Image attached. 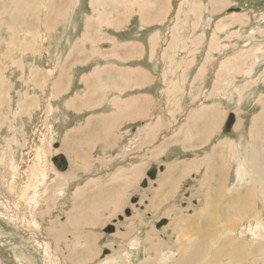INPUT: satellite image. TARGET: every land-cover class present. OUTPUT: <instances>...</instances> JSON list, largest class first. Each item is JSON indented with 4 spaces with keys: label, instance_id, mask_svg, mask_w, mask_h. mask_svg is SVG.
Listing matches in <instances>:
<instances>
[{
    "label": "rangeland",
    "instance_id": "obj_1",
    "mask_svg": "<svg viewBox=\"0 0 264 264\" xmlns=\"http://www.w3.org/2000/svg\"><path fill=\"white\" fill-rule=\"evenodd\" d=\"M70 1L66 12L59 6L63 0H0V264H264V186L258 200L254 186H236L235 182L247 178L237 166L230 173V164L239 161V151L221 143L223 137H230L223 133L228 116L240 114L248 97L242 103L237 97L238 104L226 112L207 105L209 91L224 105V80L214 64L205 67L207 72L198 78L204 85L198 88L202 82L195 87L191 83L207 59L222 62L224 50L232 54L233 61L264 60V0H167L168 14L162 25L150 24L140 30L139 15L134 14L125 29L109 31L131 38L133 33L143 36L162 28L167 41L164 39L161 48L166 51L162 57H151L158 66L155 70L160 64L162 70L167 66L163 81L169 85L180 79L189 81L183 89L168 88L169 101L182 95L187 103L195 99L192 102L197 105H184L191 114L203 105L209 106L207 111L215 113L214 117L222 115L220 123L211 119L200 123L192 138L195 152L179 156L186 162L193 160L199 169L187 172L186 165L181 168L186 179L168 201L160 198L177 186L171 184L169 190H163L166 184L160 183L164 193L157 188L160 167L165 165L162 160L147 162L144 155L123 150H78L82 141L95 138L84 136L87 115L69 111L67 102L80 91V68L70 72L69 49L83 29L80 11L89 15L90 8L89 0ZM159 1L136 0L133 5L142 11L156 8ZM233 8H240V13L229 12ZM53 29H58L57 36ZM207 48L217 50L214 57L207 58L202 52ZM184 49L201 52L192 57ZM245 49L250 50L246 53L250 57H239ZM89 53V49H77L72 54L74 62L86 61ZM257 53L263 56H252ZM181 60L185 71L188 65L193 68L179 72ZM247 62L248 67L229 80L236 87H246L259 81L262 72L264 75V61L261 68ZM146 75L155 80L152 74ZM71 80L77 85L67 88ZM150 90L151 96L158 95L157 85ZM89 92L95 98L98 89L89 88ZM92 102L85 101L89 104L85 108L96 106ZM195 118L184 112L175 127L186 120L197 126ZM213 126L218 133L212 131ZM71 129L77 135L66 140ZM205 138L213 141L209 148L202 146ZM209 153L216 157V168L208 160ZM60 156L69 158L65 171L55 162ZM153 164H157L158 174L151 181L146 172ZM224 165L233 180L228 189L241 190L231 198L224 194L225 169L220 168ZM134 198H138L135 203ZM126 210L131 211L130 216ZM162 220L168 223L158 228Z\"/></svg>",
    "mask_w": 264,
    "mask_h": 264
},
{
    "label": "crops",
    "instance_id": "obj_2",
    "mask_svg": "<svg viewBox=\"0 0 264 264\" xmlns=\"http://www.w3.org/2000/svg\"><path fill=\"white\" fill-rule=\"evenodd\" d=\"M124 1L125 0H89L88 7L90 8V14L87 15L84 14L82 10L80 11L83 15V29L80 32V37L75 40L71 50L69 49V54L71 56L69 60L72 65L70 72L72 73L77 67L80 68V79L77 80L80 91L79 94L71 97L67 104L70 107L69 111L75 115H87L84 123V132L86 131L84 136H92L95 138L91 142L82 141L78 146L80 152L92 153L94 151H99L101 153H114L117 150H123L125 152L136 153L139 156L144 155L143 158L149 159L147 162L151 161L153 163L158 159L165 162V165H161L164 167V171L160 172L158 175L157 181L159 184L157 188L160 190V183H162V185L168 184V178H171L172 185L177 186V189H171L174 191L171 192V194H167L166 198H160L168 201L171 195L173 196L174 192L178 191V186L184 184L186 179L183 178L181 168H185L184 166L186 165L188 168L187 172H193L199 169V167H197L198 164L194 163L193 160L186 162L184 158L179 156L186 152H195V144L192 138L198 134L200 123H206L209 119L220 123L222 115L214 117L215 113L210 114L207 111L209 106L203 105H200L196 109H192L193 114H191L189 107L185 110L184 105H197L193 103L195 99L192 100L193 102L189 100L187 103V100H185V97L182 95H179L175 100L171 99V101H169L167 89L173 86L183 89V86L189 81L180 79L176 80L177 82H173L172 85H169L168 82L163 81L164 73L168 70L167 66L165 65L162 70L163 64H160V68L157 71L155 70L158 66L152 64L151 57L153 55L162 57L163 53L166 51V48H161L164 39L167 41V36L165 37V32H162V28L159 32L149 33L143 36L133 33L131 38H121L109 32L125 29L134 14L139 15L140 30H145V26L150 24L162 25L168 14L167 0L159 1L156 8L150 9L149 7H144L142 11L139 9L140 6L136 7L133 5L136 0H128L130 3ZM63 3H59V6L63 7L67 12L68 8H71V1L63 0ZM159 6L162 7L158 9ZM101 18H104V21H101ZM152 18L154 19L153 21ZM110 20L111 23L106 25L105 23ZM59 24L60 23H54L53 25L58 26ZM100 26H102V29L100 35H97L96 32H99L98 29H100ZM57 31L58 29H55L53 33L56 36L58 34ZM65 31H67V28ZM63 38L67 39L65 33ZM77 49L79 51L89 49L91 53L88 54L86 61L74 62L72 54L77 51ZM183 51L187 53V56L192 57L198 56L201 52L200 49H195V51L193 49H184ZM249 51L248 49L243 50L242 53L245 54H240L239 57H250L249 54H246ZM251 51L256 53L253 50ZM202 52L206 54L207 58H211L214 57L217 50H210L207 48ZM225 52L226 50L223 51L224 59L222 62L207 59V64L201 67L199 73L197 72L195 75L194 80H191V83L192 86L195 87L196 84L202 82L199 84L198 88L200 85H204L205 82L198 80V78L207 72L205 67H211V65L214 64L215 67L218 66V74L221 75L224 80V105L222 106L221 99H217L212 91H209L206 97L207 102L205 103H207V105L214 104L217 110H222L223 108L224 112H226L233 105L238 104L236 101L237 97L240 103H242L243 98L246 100L248 97L247 103H242V111H240V114L235 112L236 122L233 126L235 138L223 137L224 140L221 143L223 146L227 147V149L237 150L240 154L239 161L230 164V173L231 170L237 166L244 170L247 175L246 182L238 180L234 184L238 186L246 183V185L250 187L254 186L256 190L255 198L258 200L263 194L264 186V75L262 72L259 76V81H252L251 84H248L246 87H236V85L232 81L229 82V80L232 79L233 74L241 72L244 67H248L247 65L249 64L244 65V62L249 60L247 63L251 62L252 65H257V67L260 65L261 68L264 60L260 62L254 60L250 61V59L246 61H233L232 54L229 53L227 55ZM176 56L179 57L182 55ZM252 56L263 55L257 53ZM67 58H65L64 63L68 65ZM133 62H135L136 65L131 64ZM157 62L162 63L161 59H157ZM184 63L185 61L181 60L179 72L182 74L193 68L192 65H188L185 71L183 69ZM84 67H86L85 70L82 69ZM255 69L256 66L253 67L252 71L255 72ZM147 73L152 74L155 80L152 81L153 79L150 77L148 78L146 75ZM241 74H243V72ZM141 75H143L142 78L140 77ZM166 75L169 77L168 73ZM212 79H214V75L211 80ZM73 84L77 85L75 81L71 80L67 88H72ZM153 85H157L159 88L158 95H150V89ZM89 88H93L94 91L96 88L98 89V94H94L95 98L89 95L92 94L89 92ZM215 88L216 86L213 87V89ZM164 89L166 90L164 91ZM92 100L96 102V106L85 108L89 106L85 101H90L93 104ZM78 101L80 103H78ZM217 102L220 105H217ZM169 103L171 104L170 109L168 107ZM248 111L251 112L245 115L244 113ZM184 112L185 114L194 115L196 117L197 126L196 124L191 126L190 120H186L183 126L180 124L178 127H175L178 116H183ZM210 115L213 118H210ZM226 116L227 115H224L223 118ZM224 122L222 123L224 124ZM132 125H135V127ZM130 126L132 127L129 128ZM219 130L222 131L221 127ZM212 131L215 134L216 131L218 133L217 128L215 130L214 126ZM79 133L82 136L83 132L81 128ZM76 135L77 131L71 129L67 134L66 140H71ZM211 138H205L202 142V146H208L209 148L213 142ZM215 148L216 146H214V149ZM231 153L230 157H232ZM228 155L229 154L225 156V159H227ZM178 157L180 159H177ZM208 160L211 162V165L214 167L215 165L217 166L216 157L214 155L211 156L209 153ZM198 163L201 165L200 162ZM227 166L228 165L222 166V168L225 169V178L222 184L225 191L224 194L227 196L229 195L231 198L232 194L239 193L241 190L239 187L228 189V183L233 187V180L229 172H227ZM171 169L173 170L169 176ZM160 192L164 193L162 190H160ZM257 194L261 196L258 197ZM28 216H32L33 218V215L28 214Z\"/></svg>",
    "mask_w": 264,
    "mask_h": 264
},
{
    "label": "water",
    "instance_id": "obj_3",
    "mask_svg": "<svg viewBox=\"0 0 264 264\" xmlns=\"http://www.w3.org/2000/svg\"><path fill=\"white\" fill-rule=\"evenodd\" d=\"M240 10H241L240 8H233V9L229 10V12H239ZM235 120H236L235 115L233 113H231L228 116V118H227V120L225 122L224 128H223V133L225 135H228L230 137H235V133L233 132V125L235 123ZM60 160H61L62 163L60 162ZM55 162L57 163V166L59 167V169H61L63 171L66 170V168H67V161H66V159L63 156L57 157L55 159ZM157 169H158L157 168V165H152V167L150 168V170H148V172L146 174H147V177L149 178V180L154 181L157 178V174H158ZM163 170H164L163 166L160 167V170L159 171L160 172H163ZM145 183H147V180H145ZM145 185L146 184H144V186ZM137 199L138 198H134L132 200L133 203L137 202ZM125 214L127 216H130L131 215V211L130 210H126L125 211ZM119 219L122 220L123 218L122 217H119ZM167 223H168L167 220H162V222L159 223L158 228H161L162 226L167 225Z\"/></svg>",
    "mask_w": 264,
    "mask_h": 264
},
{
    "label": "bare ground",
    "instance_id": "obj_4",
    "mask_svg": "<svg viewBox=\"0 0 264 264\" xmlns=\"http://www.w3.org/2000/svg\"><path fill=\"white\" fill-rule=\"evenodd\" d=\"M240 13V12H239ZM236 16H233L232 18H235ZM214 48H212L211 50H213ZM134 101V100H133ZM246 104V103H245ZM75 106V105H74ZM79 154V153H78ZM68 161V159L66 160ZM61 162V161H60ZM59 163V162H58ZM69 161L67 162V167H68ZM222 168V167H220ZM190 169V168H189ZM67 170V168H66ZM172 182H169L168 184H166L165 186H163V190H169V187L171 186ZM174 186V185H173ZM42 189V188H41ZM40 192V190H39ZM34 195V193L32 194V196ZM36 208V206H35ZM71 217V216H70ZM71 221V220H70ZM32 222H35V220L32 218ZM56 231V230H55ZM52 232V231H51ZM209 233V232H208ZM207 235V234H206Z\"/></svg>",
    "mask_w": 264,
    "mask_h": 264
}]
</instances>
